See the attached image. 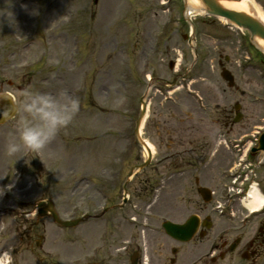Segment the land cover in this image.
I'll list each match as a JSON object with an SVG mask.
<instances>
[{"label": "rangeland", "instance_id": "obj_1", "mask_svg": "<svg viewBox=\"0 0 264 264\" xmlns=\"http://www.w3.org/2000/svg\"><path fill=\"white\" fill-rule=\"evenodd\" d=\"M254 1L264 13V0ZM22 3L30 16L19 28L11 11ZM184 7L183 0H0V94L12 95L19 110L0 126V261L131 264L141 250L148 264H195L202 253V264H264V215L249 217L238 200L223 215L214 210L235 199L225 173L235 166L242 179L257 175L264 193V155L241 167L234 148L264 127V52L247 33L201 16L192 18L190 46ZM224 68L235 78L232 89ZM176 78L178 88L166 86ZM37 91L65 93L79 111L39 154L9 156L25 94ZM142 100V138L154 153L138 171L148 159L134 133ZM200 187L213 200L204 203ZM46 199L63 220L91 219L74 230L49 219L36 225L35 204ZM192 215L211 226L187 245L172 243L163 223ZM20 230L31 245L21 244ZM223 235L229 246L238 243L213 263L210 250Z\"/></svg>", "mask_w": 264, "mask_h": 264}, {"label": "clouds", "instance_id": "obj_2", "mask_svg": "<svg viewBox=\"0 0 264 264\" xmlns=\"http://www.w3.org/2000/svg\"><path fill=\"white\" fill-rule=\"evenodd\" d=\"M21 108L26 115L21 117L16 133L6 144L9 156L22 151L39 154L61 129L71 123L79 111V101L65 93L28 92ZM212 134L217 135L218 129H213Z\"/></svg>", "mask_w": 264, "mask_h": 264}, {"label": "water", "instance_id": "obj_3", "mask_svg": "<svg viewBox=\"0 0 264 264\" xmlns=\"http://www.w3.org/2000/svg\"><path fill=\"white\" fill-rule=\"evenodd\" d=\"M226 1L231 2L233 0H196L199 6L197 10L205 12L209 16L223 18L230 24L243 29L249 34L250 41L252 42V44H254L256 48L264 51V46L260 44L261 42L264 44V24L261 21H259L256 17H253L252 15L248 13L239 12V11L226 8L223 5V2H226ZM238 1H242V0H238ZM184 2H185V6L187 7V0H184ZM222 76L227 81L230 82V86L233 85V77L231 76L229 72L224 71ZM0 110L2 111V113L0 112V122H3L6 119L10 118L15 108L12 107L11 103L7 102L3 97H1L0 98ZM143 117H144V110L140 117L137 129H139V125L141 124ZM136 134H137V137L139 138L140 144L144 146L145 145L144 142L139 137V130H137ZM261 141L263 142L262 148L264 149V138ZM145 166L141 167V169L144 168ZM200 193L207 200L205 196V190H200ZM44 208L47 211H52L50 207L48 208V206ZM80 222L81 220H78L75 222L62 223V226L74 227V226H77ZM164 228L168 231H171L183 237H186L187 239L192 237V234L194 233L196 229L195 224L192 220L188 222L186 226H183V227H177V226H171L169 224H165Z\"/></svg>", "mask_w": 264, "mask_h": 264}, {"label": "bare ground", "instance_id": "obj_4", "mask_svg": "<svg viewBox=\"0 0 264 264\" xmlns=\"http://www.w3.org/2000/svg\"><path fill=\"white\" fill-rule=\"evenodd\" d=\"M187 5L189 10H193L195 14L199 13V8L196 0H187ZM223 5L231 10L239 11V12H245L253 17H256L261 22L264 23V13L262 10L256 5L254 0H243V1H234V2H223ZM30 5L29 4H21L18 10L11 9V16L12 18L17 21V25L19 28H22L26 24L29 23V16H30ZM225 22L224 20H222ZM262 46L264 44L260 43ZM26 50L22 51V55L25 54ZM21 55V57H22ZM20 57V58H21ZM147 145L149 146V149L154 153V148L151 144L147 142ZM248 199L245 201L244 206L251 211L257 212L260 210V208L264 205V196L260 194L258 191V188L254 186L249 192ZM2 262V261H1ZM3 263H6V257L3 259Z\"/></svg>", "mask_w": 264, "mask_h": 264}, {"label": "flooded vegetation", "instance_id": "obj_5", "mask_svg": "<svg viewBox=\"0 0 264 264\" xmlns=\"http://www.w3.org/2000/svg\"><path fill=\"white\" fill-rule=\"evenodd\" d=\"M56 207V206H55ZM42 220H45V219H42ZM42 220H39L37 223H36V225H38V224H40L41 222H42ZM49 220H51V219H49ZM32 228V230L35 228V225L33 226V227H31ZM31 228L29 227L26 231L28 232V231H30L31 230ZM262 231L261 232H264V229L262 228L261 229ZM28 234H29V232H28ZM23 238H24V240H25V242L27 243L28 242V245L31 243V238H30V236L28 235L27 236V233H25V232H23ZM30 238V239H29ZM224 246L226 247L227 245L226 244H224ZM253 246V245H252Z\"/></svg>", "mask_w": 264, "mask_h": 264}]
</instances>
